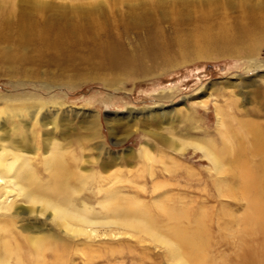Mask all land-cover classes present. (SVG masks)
<instances>
[{
	"label": "rangeland",
	"instance_id": "rangeland-1",
	"mask_svg": "<svg viewBox=\"0 0 264 264\" xmlns=\"http://www.w3.org/2000/svg\"><path fill=\"white\" fill-rule=\"evenodd\" d=\"M4 1L27 11L8 15ZM31 1L0 0V138L41 173L58 143L95 210L112 189L119 202L205 212L211 261L250 264L236 232L246 201L220 191L235 180L192 142L214 148L240 119L264 130V0H141L132 21L116 9L122 0H39L50 5L43 14ZM87 3L114 10L91 13ZM90 230L67 236L60 264L177 263L135 229Z\"/></svg>",
	"mask_w": 264,
	"mask_h": 264
},
{
	"label": "bare ground",
	"instance_id": "bare-ground-1",
	"mask_svg": "<svg viewBox=\"0 0 264 264\" xmlns=\"http://www.w3.org/2000/svg\"><path fill=\"white\" fill-rule=\"evenodd\" d=\"M139 1L141 0H122L120 6H124L125 9L118 5L116 9L118 12L121 11V15L127 18V21H132L135 17L132 13L136 11ZM4 2L11 7L6 11L8 15L13 12L22 15L23 11H27L24 7L25 1L24 4L15 7L14 3ZM31 2L34 10L41 13L49 11L48 2L39 0ZM156 3L158 4V1ZM99 4L88 5L89 12L114 10L100 7ZM29 113L34 116L38 110ZM238 124L239 127L225 130L220 145L214 148L196 141L192 142V145L202 152L215 170L225 174V179L230 177L235 180L229 183H233L234 186L226 185L225 182L217 186L223 193L246 201V210L239 218L242 225L239 223V228L235 226L238 228V231L236 230L238 240L242 237V242L239 241L241 244L237 242L238 240L236 242L240 247L244 246L241 248L244 258H241L248 259L254 264H264V130L249 119H240ZM57 144L55 142L54 147L44 156L41 173L39 168L35 169L31 165L30 156L0 138V264H23V259L27 257L41 264H47L49 258H53L60 264L66 252V243H69L67 236L74 238L78 234L92 232L90 228L96 225L111 224H120L124 228L146 234L162 244L167 250V256L176 261V264L215 262L214 259L211 261L206 252L209 240L206 226L208 216L206 217L205 212L191 214L186 209H175L158 201H155L157 204L155 210L130 198L119 202L116 191L112 189L107 193V200L99 201L100 209L95 210L85 201L86 199L79 197L85 186L84 175L71 168L65 153L58 149ZM108 213L113 216L109 218ZM6 217L11 219L18 217L24 221L20 228L21 231L23 229L28 231V234L14 231L15 229H12L14 226L12 228L7 226L8 223L4 222ZM11 222L9 221V224ZM42 227L46 229L43 230ZM235 227L232 231H235ZM56 229L64 234V238L59 236ZM226 231L231 234L229 229L226 228ZM256 233L260 236L257 234L259 238L257 235L255 237L261 239L258 243L256 241L257 244L251 239L255 245L248 244L249 238L251 236L253 238V234Z\"/></svg>",
	"mask_w": 264,
	"mask_h": 264
}]
</instances>
